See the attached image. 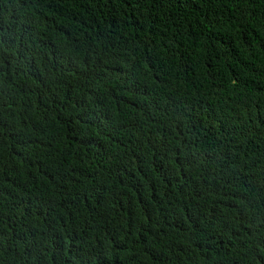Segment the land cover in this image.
Masks as SVG:
<instances>
[{
    "label": "trees",
    "instance_id": "obj_1",
    "mask_svg": "<svg viewBox=\"0 0 264 264\" xmlns=\"http://www.w3.org/2000/svg\"><path fill=\"white\" fill-rule=\"evenodd\" d=\"M0 264H264V0H0Z\"/></svg>",
    "mask_w": 264,
    "mask_h": 264
}]
</instances>
